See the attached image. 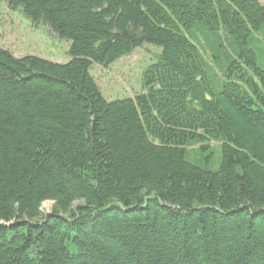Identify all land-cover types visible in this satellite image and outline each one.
<instances>
[{
    "label": "trees",
    "instance_id": "16d2710c",
    "mask_svg": "<svg viewBox=\"0 0 264 264\" xmlns=\"http://www.w3.org/2000/svg\"><path fill=\"white\" fill-rule=\"evenodd\" d=\"M4 2L70 58L0 45V264H264V2ZM144 43L107 99L93 64Z\"/></svg>",
    "mask_w": 264,
    "mask_h": 264
},
{
    "label": "rangeland",
    "instance_id": "374dc122",
    "mask_svg": "<svg viewBox=\"0 0 264 264\" xmlns=\"http://www.w3.org/2000/svg\"><path fill=\"white\" fill-rule=\"evenodd\" d=\"M0 45L9 48L16 56L38 55L57 62H66L70 58V42L44 24L35 26L21 12L6 4L0 7ZM160 50L157 45L144 43L131 54L106 66L93 64L91 73L102 94L107 99H115L142 91V73ZM52 207V201H45L42 210L48 212Z\"/></svg>",
    "mask_w": 264,
    "mask_h": 264
},
{
    "label": "bare ground",
    "instance_id": "6f19581e",
    "mask_svg": "<svg viewBox=\"0 0 264 264\" xmlns=\"http://www.w3.org/2000/svg\"><path fill=\"white\" fill-rule=\"evenodd\" d=\"M5 3H6V2H4L3 4H5ZM3 4H2V5H3ZM2 5H1V6H2ZM154 59H155V56L153 57V59L151 60V62H150L149 64H151V63L153 62ZM148 62H149V60H148ZM149 64H148V65H149ZM148 65H147V66H148ZM147 66H146V67H147ZM145 69H146V68H145ZM145 69H144V70H145ZM142 74H143V73H142Z\"/></svg>",
    "mask_w": 264,
    "mask_h": 264
}]
</instances>
